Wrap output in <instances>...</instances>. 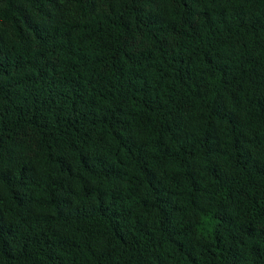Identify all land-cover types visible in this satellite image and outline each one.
I'll return each instance as SVG.
<instances>
[{"label":"trees","instance_id":"16d2710c","mask_svg":"<svg viewBox=\"0 0 264 264\" xmlns=\"http://www.w3.org/2000/svg\"><path fill=\"white\" fill-rule=\"evenodd\" d=\"M0 264H264V0H0Z\"/></svg>","mask_w":264,"mask_h":264}]
</instances>
